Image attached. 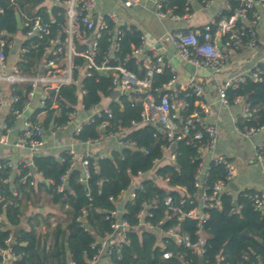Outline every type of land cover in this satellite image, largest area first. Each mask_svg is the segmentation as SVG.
I'll use <instances>...</instances> for the list:
<instances>
[{"label": "built area", "instance_id": "built-area-1", "mask_svg": "<svg viewBox=\"0 0 264 264\" xmlns=\"http://www.w3.org/2000/svg\"><path fill=\"white\" fill-rule=\"evenodd\" d=\"M164 1L157 0L155 4V12L161 19L180 20L192 12L187 11L185 14H179L175 11L176 5L164 8ZM188 1L190 4L192 1L205 4L209 0L202 2L200 0ZM97 3L98 0H51L53 7L52 10L48 9L49 13L51 14L53 9L56 8L57 15L64 16V24L55 34L51 25L52 22L56 21L55 15H51L50 19L46 20L39 14L28 15L19 12L25 31V39L36 37L45 41L42 50L41 68L36 74L30 75L21 71L18 63L24 60V54L28 52V48L23 47L22 43L17 46L15 37L11 40L8 39L9 33L0 27V106L5 102V96L9 92L10 85L27 84L30 87L26 92L27 102L22 110L14 107V104L19 101V97L17 95L9 97V111L16 117V120L20 119L22 121L14 146L20 150H26L30 159L28 161L24 159H5V167L12 169L5 182L13 185L16 177L24 181L28 176L31 177L34 171L38 172L34 166L33 157L42 153L46 143L47 129L44 128L41 121L33 122L25 115V111L30 108L34 99H38L39 107H46L48 101L52 99V91L57 94L63 86H75L78 100L81 101H79V105L86 114L78 122H75L77 116L75 105L74 109L68 114L67 123L60 125L54 122L50 130H61L66 125L73 124V134L79 135L84 125L93 123L97 117L106 115L107 118L98 126L100 131H104L109 126V119L113 117V113L109 105H103L101 102L89 109L84 108L83 97L87 94L84 78L91 76L94 72L112 76V90L113 92L118 90L120 94L115 98H112L111 95L107 98L120 102V97L126 95L128 100L140 104L141 121L138 123L133 121V125L150 124L157 126L160 133L168 141V145L163 148V156L155 159L149 170L138 171L127 189H123L116 199L110 197V200L115 203V208L106 213V218L111 219V231L104 237L97 238L92 244L96 252L87 260L86 264H111L113 255L115 253L120 255L124 245L130 243L129 233L132 230L154 231L158 236V244L164 259L177 257L183 264H191L184 253L167 249L166 241L172 240L175 244L189 249L199 259L200 257L203 258L207 242L203 223L208 218L210 209L222 207V195H232L235 202V207L232 209L234 212L241 208L237 200L238 196L242 194L253 204L255 211L264 214V188L245 191L246 187L238 190L231 187L238 175L237 167L231 157L217 151L220 138L219 128L216 123H209L204 120V116L209 113L210 107L203 100V86L192 78L177 92L174 90L176 83L174 74L163 85L164 92L158 95L151 92V85L156 74L162 73L165 68H169L173 72L171 62L166 60L162 54V45L147 47L145 36L140 31L141 44L134 46L126 56L120 57L121 41L125 31L133 27L137 30L140 29L132 21L120 18L115 9L107 12L102 17H96L95 7ZM122 5L127 9H133L141 7L143 4L142 0H122ZM3 12L4 7L0 5V14ZM263 16L264 0H240L239 6L228 17L211 19L201 30L186 28L167 30L164 39L173 46L174 58L189 64L200 73L215 78L218 101L222 106L229 107L232 105L227 93L229 88L238 87L240 83L244 82L246 74H251L255 79L261 80L258 72H252V68L257 66L258 63L264 64V56L245 72L233 74L229 77H221V75L224 74L230 62L231 51L240 48L252 50L257 47L258 26ZM104 42H106L107 47L102 50ZM37 46L38 43L31 42L32 48ZM14 50L16 59L10 64L8 59ZM131 58L135 60L137 65L142 63L141 67L144 69V75H139L127 66V62ZM186 90H191V93L197 97L195 104L200 107V109H196L190 114L182 113L189 104L186 97L190 92L185 93L183 97H179V92ZM123 91L126 92L123 93ZM233 104L241 106L240 113L233 117L234 129L241 137L249 139L264 130V125L260 127L240 126V117L250 119L255 112V109L243 96L235 97ZM51 107H57L55 100H52ZM56 115H60V110H57ZM2 128L5 133L0 137V142L8 144L10 142L8 134L13 131V126L8 125V122L5 121ZM190 129H194V132L189 140L197 142L199 145L198 153L202 157L195 179L197 193L188 194L184 187H180V193L184 195L180 203H175L172 196H166L164 198V204L167 206L166 217L160 219L157 224L148 220V218L153 216L152 209L158 207V200L144 201L141 209L136 214L138 223L132 226L129 220L124 217V214L128 213V209L125 207L126 203L136 198V192L138 189H143L145 180L151 179L156 182H166L168 180H164L162 175L157 174V168L165 163H175V150H172V146L176 147L179 141L186 139ZM129 131V128L121 127L108 134H102L99 139L81 140L89 147L81 156L77 155L72 146L69 147L67 153L71 156V168L78 167L81 170L79 180L83 183L88 182L91 176V158L103 159L110 156V154L104 152L95 153L91 148L103 138H116L117 149L126 146L138 149L135 141L126 139ZM140 150L145 154L149 153L146 148H140ZM254 159L261 166L264 173V139L255 145ZM211 163L221 165L224 174L222 178L217 179L213 184H208L207 179L211 173ZM21 167L29 168L28 173L24 176L21 175ZM1 168L2 164H0ZM62 181L59 190H63L68 186L66 175L63 176ZM30 183L33 184L34 181L31 180ZM12 196L19 197V191L12 189ZM4 200L5 197L0 191V203ZM187 202L192 205L190 208H185L184 203ZM87 214V210L83 209L77 221L85 225ZM185 219L195 221L196 239H193L191 234L182 230L179 222ZM4 220H6L5 216L0 214V222ZM168 221H175V223L164 227V224ZM1 228L5 229L6 227L3 225ZM14 241L15 238L10 232L9 237L5 240V247L0 248V253L3 256L0 264H15L19 259L20 256L11 247ZM258 264H264V261Z\"/></svg>", "mask_w": 264, "mask_h": 264}, {"label": "trees", "instance_id": "trees-1", "mask_svg": "<svg viewBox=\"0 0 264 264\" xmlns=\"http://www.w3.org/2000/svg\"><path fill=\"white\" fill-rule=\"evenodd\" d=\"M208 1V0H200ZM43 0H0V5L4 7V12L0 14V27L8 33V39H12L17 28L16 12H24L28 15L39 14L44 19L49 20L50 16L55 15L56 21L52 22L54 34L62 28L64 16L57 15V9L54 8L50 14L48 9L42 5ZM240 0H230L229 7L224 9L217 19L228 17L239 6ZM176 5L175 11L179 14H185L192 11L188 0H165L166 6ZM198 26L189 30L203 29ZM22 32L25 33L24 29ZM141 32L133 27L126 30L121 41L120 57L126 56L131 52L134 46L141 44ZM31 42L38 43L36 48L31 47ZM45 41L36 37L24 39L23 47L28 48L24 54V60L18 63L21 71L25 74H36L40 70L43 56V47ZM107 47L106 42L102 45V50ZM135 63L133 58L129 59L127 66L144 75V69ZM257 71L261 80L252 77L251 74L245 75L244 82L236 88L227 90L229 101L237 96H243L255 109L253 117L250 119L240 117L239 124L244 126L260 127L264 125V64L258 63L252 68V72ZM174 73L169 68H165L160 74H156L151 92L158 95L164 92L163 85L166 84ZM84 84L87 94L83 97L85 109L102 101L104 97L112 94V76L101 75L97 72L84 78ZM30 89L27 84H13L9 86L10 96L17 95L19 101L14 104L17 109H24L27 102L26 92ZM190 92V93H189ZM186 97L188 106L183 114H190L196 109H200L195 104L197 97L191 93V90L180 91L179 97ZM51 100L46 107H39L28 118L33 122H38L37 115L44 112V118L41 121L44 128L50 129L56 122L60 125L67 123L68 114L78 103L75 86H63L56 94L51 93ZM121 101L112 100L109 107L113 117L109 119L110 124L104 130L98 129L99 124L107 118L106 115L97 117L93 123L84 125L81 133L75 135L79 140L88 138L99 139L102 134H108L118 130L121 127L129 128L130 131L126 139L135 141L138 149L123 147L114 149L110 156L103 159L91 158V176L87 183L79 180L81 170L78 167L71 168V156L63 151L60 157L52 154H39L33 157V163L36 170L42 175L43 180L32 185V177L28 176L26 180L16 177L13 185L5 182L12 169L5 167V159H0L2 168L0 169V191L5 200L0 203V214L5 216L4 221L0 222V248L5 247V240L10 235L11 225H16L21 221L27 223V228L22 230L19 238L12 243V250L20 257L15 264H86L87 260L93 256L96 249L92 244L97 238L104 237L111 231V219L106 218V213L115 208V203L110 197L115 199L123 189H127L132 182V178L138 171L149 170L153 166L155 159L161 158L164 152V146L168 145L165 136L160 133L157 126L143 125L134 126L133 121H141V105L128 100L126 95L120 97ZM52 100H55L57 107H51ZM60 110V115L56 112ZM6 121L8 125L14 126L16 117L9 113ZM194 129H190L186 139L179 141L175 147V163H165L157 168V174L165 179V185L154 180H145L143 189H138L136 198L128 201L125 207L128 213L124 214L130 224L135 226L138 223L136 214L141 209L144 201L152 202L157 199L159 205L152 209L153 216L148 220L157 224L160 219L166 217L167 206L164 204V198L172 196L175 203H180L184 195L180 193V187H184L188 194L197 193L195 179L200 168L202 157L198 153V144L196 141L189 140ZM140 148L148 149L145 154ZM28 167H21V175L28 173ZM223 168L219 164L211 163V173L207 179L208 184H213L217 179L223 177ZM66 175L68 186L59 190L62 184V178ZM44 180H49L47 184ZM12 189L19 191L20 196H12ZM44 189L50 197L53 205L64 214V220L55 224L50 216L37 211L27 215L29 205L35 204L39 199V191ZM247 188L245 191H252ZM241 208L238 211H232L235 207L232 195H222V207L209 210V216L203 223V230L207 236L206 249L203 255V264H258L264 261V214L254 210L253 204L242 194L237 200ZM185 208L192 205L184 203ZM87 210L86 224L77 221L82 214V210ZM175 221H168L164 224L167 227ZM182 230L191 234L196 239V224L194 220L185 219L179 222ZM5 229H2V226ZM87 227V228H86ZM130 243L125 244L120 255H113L111 264H183L179 258L172 257L164 259L158 244V236L151 230H132L129 233ZM43 246V255L40 254V248ZM166 247L173 252L184 253L191 264H199V258L182 245L175 244L172 240L166 241ZM3 259L0 253V263Z\"/></svg>", "mask_w": 264, "mask_h": 264}, {"label": "crops", "instance_id": "crops-1", "mask_svg": "<svg viewBox=\"0 0 264 264\" xmlns=\"http://www.w3.org/2000/svg\"><path fill=\"white\" fill-rule=\"evenodd\" d=\"M156 2L157 0H142L143 5L141 7L127 9L122 5V0H98L97 6L95 7V16L102 17L107 12L115 9L120 18L132 21L134 25L140 29L145 36V45L147 47L151 45H162V54L166 60L171 62L175 74V91L178 92L179 89H182L192 78L203 86V100L205 104L210 107V111L204 116V120L209 123H216L219 128L220 138L217 151L231 157L233 162L235 157L242 158L244 164L245 170L243 173L239 174L237 169L238 175L234 183L239 188H264V175L261 171V166L254 159V147L264 139V130L249 139L241 137L235 131L233 123V117L240 113L241 106L236 104H232L229 107L222 106L218 101L215 78L200 73L189 64L174 58L173 46L170 42H167L164 39V34L167 30L180 28L192 29L198 26H203L211 19L217 18L224 9L229 7L230 0H209L205 4L192 1V12L190 15L182 17L180 20L159 18L155 12ZM42 5L47 9L52 10L53 6L51 0H43ZM258 28L257 47L252 50L240 48L231 51L230 62L221 77H229L233 74L245 72L253 67L260 58L264 56V16ZM14 37L17 46L25 39V37H20L17 34H15ZM15 59L16 52L14 50L9 56V63H13ZM9 97L10 93L8 92L5 96V102L0 106V137L5 133L2 125L10 113ZM79 101L80 100H78V103L76 104L77 116L75 122H78V120L82 119L86 114L79 105ZM111 101V99L104 97L101 104L109 105ZM37 108H39L38 99H34L29 108L30 111L28 117L33 114ZM37 117L39 121H42L44 118V112L39 113ZM21 122L20 119L16 120L15 125L13 126V131L8 134L10 141L8 144H2L0 142V159H24L25 161L30 159L26 150H20L14 146L19 128L21 127ZM73 127V124H69L61 130L48 129L46 131V143L41 154H52L56 157H60L63 151L67 152L69 147L72 146L77 155L81 156L87 149H89V147L75 137L73 134ZM117 144L116 138L105 137L101 141L96 142L91 148L95 153L104 152L111 154L112 150L117 149ZM206 161H208V159H206ZM31 177L34 181L32 185L43 180L42 175L36 171L33 172ZM158 182L165 185V181ZM38 195L39 198L41 197L44 199L46 196L50 199L44 189L39 191ZM33 206H36V202L34 205L31 204V209ZM41 209L42 207L40 206L35 212H42ZM35 212L31 210V214Z\"/></svg>", "mask_w": 264, "mask_h": 264}, {"label": "rangeland", "instance_id": "rangeland-1", "mask_svg": "<svg viewBox=\"0 0 264 264\" xmlns=\"http://www.w3.org/2000/svg\"><path fill=\"white\" fill-rule=\"evenodd\" d=\"M17 35H19L20 37H25L24 33L22 32V30H18L16 32ZM234 163L235 166L237 167L239 174L243 173V171L245 170L244 168V164L242 161V158H238L235 157L234 159ZM262 171V170H261ZM264 175V173H263ZM42 207L41 209V213H45L47 215L50 216L51 221L53 222V224H55L58 221H62L63 223L65 222L64 220V214L62 212H60L58 210V207L53 205L50 201V199L48 197L45 196V198H39L38 201L36 202V206H33L31 209V205H29L28 209H27V215H31V210L32 211H36L38 210V207ZM34 208V209H33Z\"/></svg>", "mask_w": 264, "mask_h": 264}, {"label": "water", "instance_id": "water-1", "mask_svg": "<svg viewBox=\"0 0 264 264\" xmlns=\"http://www.w3.org/2000/svg\"><path fill=\"white\" fill-rule=\"evenodd\" d=\"M16 21H17V28L19 30H22L23 29V25H22V21H21V15L19 12H16ZM126 92V91H123V93ZM120 94V92L118 90H115L112 94H111V97L112 98H115L117 97L118 95ZM29 111L30 109L26 110L25 111V115L28 117L29 115ZM172 150H175V146H172ZM47 184H49V181L48 180H44ZM231 187H233L234 190H238L239 187L235 184V183H232L231 184ZM27 228V223L25 221H21L20 223L16 224V225H11L10 226V229H11V232H12V236L17 239L19 238L20 236V233L22 230H25ZM40 254L43 255V246L40 248ZM199 264H203V258L200 257L199 259Z\"/></svg>", "mask_w": 264, "mask_h": 264}]
</instances>
